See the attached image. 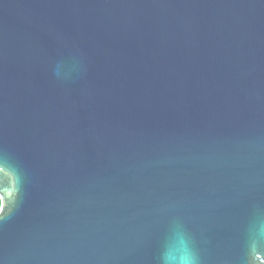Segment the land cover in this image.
Masks as SVG:
<instances>
[{
  "label": "water",
  "instance_id": "water-1",
  "mask_svg": "<svg viewBox=\"0 0 264 264\" xmlns=\"http://www.w3.org/2000/svg\"><path fill=\"white\" fill-rule=\"evenodd\" d=\"M0 264H264V0H0Z\"/></svg>",
  "mask_w": 264,
  "mask_h": 264
},
{
  "label": "trees",
  "instance_id": "trees-1",
  "mask_svg": "<svg viewBox=\"0 0 264 264\" xmlns=\"http://www.w3.org/2000/svg\"><path fill=\"white\" fill-rule=\"evenodd\" d=\"M0 209H1V199H0Z\"/></svg>",
  "mask_w": 264,
  "mask_h": 264
}]
</instances>
